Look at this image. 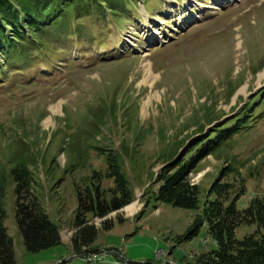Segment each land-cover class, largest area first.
I'll return each mask as SVG.
<instances>
[{
	"label": "rangeland",
	"instance_id": "rangeland-1",
	"mask_svg": "<svg viewBox=\"0 0 264 264\" xmlns=\"http://www.w3.org/2000/svg\"><path fill=\"white\" fill-rule=\"evenodd\" d=\"M101 10L69 16L61 35L58 27L45 32L30 69L0 78L3 224L14 264H107L109 256L197 264L217 247L204 218L217 183L228 182L231 197L243 182L239 209L253 196L264 197V0H132L120 18ZM179 16L182 22L175 24ZM154 19L166 35L148 40L146 34L160 27ZM146 63L158 76L152 87L139 84ZM155 92L159 98L144 111ZM244 109L252 114L249 127L186 176L197 186L196 206L156 200L154 180L174 161L164 163L172 152L197 137L200 126L208 134L216 122L233 120ZM95 146L121 153L131 200L104 217L87 214L98 234L77 255L71 236L78 193L99 186L109 195L117 186L106 174V151ZM13 154L36 159L35 186L61 235L55 246L37 252L24 247L7 171ZM231 162L240 165L238 172L222 175ZM133 203L130 214L126 207ZM255 230L256 224H241L235 238Z\"/></svg>",
	"mask_w": 264,
	"mask_h": 264
},
{
	"label": "trees",
	"instance_id": "trees-1",
	"mask_svg": "<svg viewBox=\"0 0 264 264\" xmlns=\"http://www.w3.org/2000/svg\"><path fill=\"white\" fill-rule=\"evenodd\" d=\"M130 2L132 0H0V78H7L10 72L30 69L35 60L34 52L39 51L43 45L44 33L58 27L57 34L61 35L69 16L80 18L88 15L91 9H102L101 12L106 10L120 18L121 13L128 10ZM259 95L260 92L254 99ZM245 110L233 120L222 124L216 122L208 134L205 127L200 126L197 137L188 142L184 140L172 152L164 163L174 161L154 180V185H157L154 192L156 200L186 208L196 206L197 186H190L185 181L187 174L195 169L201 159L217 153L234 135L249 127L247 121L252 114ZM215 121L212 120L208 125ZM95 148L106 151L101 152L107 164L106 174L114 177L117 186L109 195L100 190L99 186L93 191L85 188L78 193L74 232L71 236L72 249L77 255L88 251L98 234L97 227L88 221L87 214L104 217L131 200L128 180L121 165V153L99 146ZM11 161L13 165L7 171L14 183L15 221L25 249L37 252L61 243L59 227L50 219L35 186L33 163L36 159L30 154L27 158L22 154H13ZM77 164L78 161L71 165L75 167ZM239 166L231 162L220 173L224 176L236 173ZM5 180L2 168L0 264H14L13 241L3 224ZM229 191L228 182L217 183L214 189L217 196L205 207L204 218L208 221L209 232L217 241V247L203 254L197 264H264V197L253 196L246 207L239 209L236 202L245 192L243 182L231 197ZM104 223V228L110 227ZM241 224H256V230L237 239L234 232ZM107 264L153 263L119 259Z\"/></svg>",
	"mask_w": 264,
	"mask_h": 264
},
{
	"label": "bare ground",
	"instance_id": "bare-ground-1",
	"mask_svg": "<svg viewBox=\"0 0 264 264\" xmlns=\"http://www.w3.org/2000/svg\"><path fill=\"white\" fill-rule=\"evenodd\" d=\"M184 2H185V5L186 4H188V0H183ZM190 1V0H189ZM217 4V3H216ZM207 7H209V8H217V5H211V6H207ZM186 10V9H185ZM193 16V15H192ZM194 17V16H193ZM191 20V19H190ZM144 23L146 24V25H148L149 24V18L147 17V15L145 16V19H144ZM158 21V23H160L159 25H160V27H158L156 30L155 29H151L152 31H150V33H148V34H146V38L148 39V40H152L153 38L155 39V38H157V40H158V38L161 36V38H163V37H165V32H166V30H163V29H161V27H163L161 24V22H159V20H156V19H154L153 20V22H157ZM174 23L175 24H179V23H181L182 22V17H177V18H175L174 20ZM158 33V34H157ZM160 40V39H159ZM151 42V41H150ZM146 55V54H145ZM143 69H144V75H143V77H142V79H141V81L139 82V84H146V85H148L149 87H152L153 86V84L155 83V81H156V79L158 78V76L157 75H155L154 73H153V71L151 70V67H150V65H148L147 63L146 64H144V66H143ZM263 76V75H262ZM261 76V77H262ZM244 90V89H243ZM150 96V95H149ZM147 97L146 98V100L144 101V111L145 110H147V108H148V105H149V102H150V100L152 99V98H159V94H158V92H155L153 95H151L150 97ZM58 106L59 105H56V106H54L52 109L53 110H55V109H57L58 108ZM48 121H50V119H47V121L46 122H48ZM136 204L135 203H133V204H131V205H129V206H127L126 207V210H127V212H129L130 214H133L134 213V211H135V208H136Z\"/></svg>",
	"mask_w": 264,
	"mask_h": 264
},
{
	"label": "crops",
	"instance_id": "crops-1",
	"mask_svg": "<svg viewBox=\"0 0 264 264\" xmlns=\"http://www.w3.org/2000/svg\"><path fill=\"white\" fill-rule=\"evenodd\" d=\"M106 260L109 261V262H106V263H112V262H115V261L119 260V258L114 260L111 256H109Z\"/></svg>",
	"mask_w": 264,
	"mask_h": 264
}]
</instances>
